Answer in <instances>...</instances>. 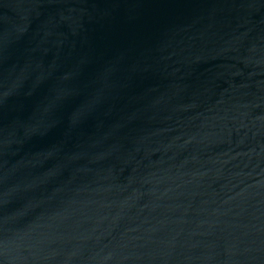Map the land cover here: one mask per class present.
<instances>
[{"label":"water","instance_id":"water-1","mask_svg":"<svg viewBox=\"0 0 264 264\" xmlns=\"http://www.w3.org/2000/svg\"><path fill=\"white\" fill-rule=\"evenodd\" d=\"M0 264H264V0H0Z\"/></svg>","mask_w":264,"mask_h":264}]
</instances>
